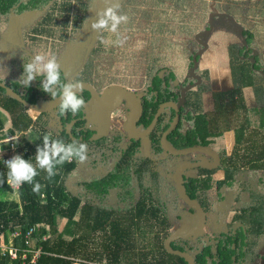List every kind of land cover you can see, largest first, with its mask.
<instances>
[{"label": "trees", "instance_id": "16d2710c", "mask_svg": "<svg viewBox=\"0 0 264 264\" xmlns=\"http://www.w3.org/2000/svg\"><path fill=\"white\" fill-rule=\"evenodd\" d=\"M79 3L77 6L71 0H0V16L10 13L18 15L50 6L34 23L31 38L35 39L37 34H46L52 39L59 38L66 42L79 32L87 20V9L84 7L88 1L79 0ZM214 9L216 8L212 7L210 11ZM125 12L130 19L136 16L129 8ZM222 17L237 28L227 16ZM218 18L220 17L215 16L213 22ZM95 19L97 18L94 17L92 21ZM128 23L131 24V20ZM207 28L206 19L200 30ZM104 35L105 32L101 33L96 46L87 49L86 59L72 79L69 80L64 70H61L63 81L102 82V69L97 58L105 50L107 40ZM241 35L246 38L247 44L242 39L239 44L231 42L228 45L233 88L231 91L221 92L218 102V108L225 112L222 118L218 115V127L222 125L223 131L235 129L238 144L231 153L223 144L225 156L222 170L225 178L221 188L211 189V176H207L192 179L188 193L202 200V192L214 190L220 208L229 210L234 208L233 201L246 191L243 186L245 181L254 180L256 188L250 189L248 203H244L242 211L234 215L235 219L246 222V229L241 226L235 233L231 227L214 226L211 232L203 231L194 237L181 238L172 243L174 247L189 251L196 264H259V260L264 257V147H257L256 141H253L255 136L264 137V100L254 107H247L242 91L243 87H252L257 100L264 94V60L260 52L254 54L253 31L244 26ZM116 39L115 36L114 43ZM198 47L200 44L196 48ZM106 50L113 51L111 47ZM191 56L190 54L187 66L192 65ZM29 59L31 56L21 49L19 53L11 54L9 63L12 80L8 83L0 82L11 86L27 101L35 102L39 98L50 97L40 88L43 77L33 80L29 88L16 82L23 72L24 60ZM156 61L154 59L149 64L147 73L153 86L160 90L159 101H178L175 72L162 65L155 70ZM126 63L121 68L125 72L130 68ZM161 70L165 71L160 73ZM108 80L111 81L109 83H114L113 77ZM193 81L195 79L187 72L183 85ZM79 93L80 91L77 94ZM195 98L191 95V134L186 145L208 142L204 139L209 137L210 132L214 145L217 114H196ZM1 109L10 115L8 125L2 120ZM57 112L58 108H55L39 112L33 118L24 103L6 94L5 89L0 87V138L19 134L23 140L19 155L33 165L36 162L37 146L43 145L44 135L62 139L65 143L75 139L88 145V159L85 162L73 160L57 166V175L51 181L45 179L46 173L38 169L39 175L35 177L34 183L20 185L17 193H13L7 183V169L1 161L4 152L0 150V190L5 191L3 195L0 194V235L19 230V236L14 237V244L33 248L40 245L39 256L35 262L28 264H187L183 257L169 253L164 245V239L178 216L168 212L165 199L173 194L177 195L176 190L156 191L144 186L139 178L138 186L134 187L130 172L131 161L126 154L123 155L122 150L138 149L137 146L109 142V135L91 139L93 130L84 122L82 127L73 126L72 132L76 136L73 138L67 132L66 124L82 115L84 109L76 116L70 112L58 116ZM184 121L182 109L177 129H183ZM168 125L169 121L163 115L158 129L151 137L154 146L162 151L159 139ZM9 151L6 146V153ZM109 151L112 156L108 164L102 153ZM36 182L40 184V188L33 191ZM8 192L16 195L18 201L7 199L5 195ZM156 192L157 198L154 194ZM30 228L33 229L27 235L29 241L25 244V233ZM44 234L48 235L45 239ZM254 245H257V251L252 248ZM0 264H3L1 256Z\"/></svg>", "mask_w": 264, "mask_h": 264}, {"label": "rangeland", "instance_id": "374dc122", "mask_svg": "<svg viewBox=\"0 0 264 264\" xmlns=\"http://www.w3.org/2000/svg\"><path fill=\"white\" fill-rule=\"evenodd\" d=\"M71 1L74 5H80L79 0ZM87 1L88 4L84 7V9H87V20L85 24L78 33L70 37L66 42L59 38L52 39L46 34H37L35 39L33 37L31 38L33 35L31 31L32 27L36 24L37 19L50 9V6L34 12L24 20L28 21L33 19L31 22L32 25H20L23 18L12 15L11 13L0 16V75H3L4 69L7 72L6 79L0 81L8 83V81L12 80L9 59L11 54L19 53L20 49L26 51L31 58L34 54L40 53L56 56L61 65V70H64L69 80L72 79L85 61L87 49L97 44L100 34L97 35L95 32L92 34V29H90L92 19L94 17L97 18V9H102L113 3L119 4L121 13L126 14L125 11L129 8L136 13V16L130 19L127 15L128 21L131 20V24L127 21V23L120 26V33L123 37H126L123 45L114 43L115 34L105 32L104 38L107 40L104 47L105 50L100 52L97 58L100 61L98 64L100 69H102L103 79L101 83L94 81V86L105 87L113 84L109 83L111 81L108 80L110 77H113L114 84L123 83L125 86L138 90L142 81L148 79V77L143 78V76L148 74L149 64L154 59H157L154 63L155 70L162 65L165 68L172 69L178 77H182L187 73L188 56L196 45V39L200 43L195 35L204 26L206 19L208 23L210 13L214 11L229 13L238 22L240 21L239 23L243 27L245 26L255 31L256 37L252 39V47L260 50V54L264 60V0H94V5L93 0ZM212 7L216 9L210 11ZM219 17L218 22L226 21L222 16ZM200 35L203 39L211 43L210 48L200 56L201 70L206 68L210 72L209 68H212L213 65V72L218 66V68H221V73L218 75L221 76V84L222 78L225 77L227 86H230L228 88L227 86L218 84V87H216V82H219V79L214 72L212 73L214 78H206L207 81L205 80L206 85L204 84L203 90L206 91L210 86V88L214 89L213 93L218 92L217 99L214 95L213 105H215L216 100L218 102L220 101L221 96L219 94L223 90H232V85L229 84L231 68L229 65L228 45L231 42L239 44L243 38L238 28H235L227 21L226 26L221 27L218 25L217 27H213L210 32ZM110 47L113 51L106 50ZM159 53L162 54L157 57ZM125 62L130 66L126 72L121 70ZM131 66H133V69H131ZM222 69L225 72H222ZM164 71L161 70L160 73ZM188 73L190 74V71ZM208 93L206 92V95ZM245 98L249 106L255 102L257 96L254 98L251 92L250 95L246 93ZM208 99L209 104L207 108H210V95H208ZM28 111L33 118L36 116L30 109ZM218 111H220L219 108ZM218 113L220 118H222L221 115L225 114L223 111L222 113ZM1 117L5 125L10 123V115L4 109H1ZM262 136L258 135L256 138H262ZM236 138L237 132L235 129L223 131L222 140H225L229 152H232L234 145L238 144ZM16 143L14 150L11 151L19 153L22 151L23 146V140L19 134ZM256 145L258 147L261 144L257 142ZM220 153L223 155L222 150ZM243 186L246 191L240 197V202L233 201L232 206L234 208L232 207L229 210L220 208L219 202H217L214 196V190L210 189L206 193H201V198L205 199L207 208V221L203 231L211 232L214 226L216 228L220 226H225V228L231 227L235 219V208L237 209L238 205L248 203L250 189H255L256 184L254 180L250 182L245 181ZM4 192L0 190V194L3 195ZM154 194L157 198V192ZM5 197L9 200L18 201V197L10 192ZM182 205V203L170 205L168 209L169 211H173ZM232 226H234V223ZM16 231L20 234L19 230ZM7 235L8 237H2L0 235L1 244L6 251L10 248L12 249L14 245L12 244L14 242V236ZM47 236V234H44L43 239ZM256 240L260 241L258 238ZM35 248L37 249L34 252L33 247H28L27 252L29 255L27 256H30L29 258L38 256L40 245ZM252 248L254 251L255 249L257 251V245H254ZM74 264L81 263L76 262Z\"/></svg>", "mask_w": 264, "mask_h": 264}, {"label": "flooded vegetation", "instance_id": "af4514ba", "mask_svg": "<svg viewBox=\"0 0 264 264\" xmlns=\"http://www.w3.org/2000/svg\"><path fill=\"white\" fill-rule=\"evenodd\" d=\"M200 31H202V30H200ZM199 37H200V35H199ZM200 38L203 39L202 37H200ZM203 40L207 43V46L205 47V49L201 53H198L196 55L195 69L193 71L199 77L200 82L195 83V81H193L189 84L183 85V81L185 80L186 74H184L182 77H178L176 75V78L174 80V83L178 86L176 88V90L178 91L179 99H178V101H174V100H172V101L179 104V111H178L179 120H178L175 128H173L172 131L168 134V139L176 147L187 146L186 141L190 138V134H191V124L189 122V116H190V112H191V108H192V106L190 104L191 103V95H194L196 97L195 98L196 103H195V107H194L196 114H198V113H204L205 114L206 113L208 116L212 115L213 112H215L217 114V124H216L215 137H214V140L216 143L214 145L212 144L213 137H212L211 132H210L209 137H205V139H204L205 141H208V142H206L202 145L211 146L216 151L217 156H218V160L216 163V167H214V168L192 167V168L186 169L182 174L183 185L185 186L186 192H188L189 188H191L190 182L192 179L211 176V184L213 185L211 187V189L216 190V189L222 187V180H223V178H225V173H223V170H222V161H223V156H225V154L222 155V153H220V151L222 150V147H223L222 146L223 128H222V125L220 127H218V114H219L218 112H221V110L218 111V100H216V104L213 105L214 104V95L216 96V99H217L218 92L213 93L214 89L210 88V86H209V89H207L206 91L203 90L204 84L206 85V81H207L206 78H208V77L211 78V68H209L210 72H208V70L206 68L201 70L200 56L203 54V52H205L207 49H209L210 45H211V43L209 41H207L206 39H203ZM195 42H196V45L194 46V49L190 53L191 55H193V53L197 52L202 47V44L199 43L197 41V39ZM198 44H200V47L196 48ZM188 60H189V56H188ZM192 65H193V58H192ZM192 65L187 66V68H186L187 72L190 71V68ZM146 77H148V79L142 81V84L138 90H135L133 87L125 86V84H123V83H120V85L130 89L131 91H134L142 103L141 116L137 122V129L139 131L144 130L145 128H147L151 124V122L156 117V114L160 108L161 103H163V102L159 101L160 100L159 88H156L155 86H153L152 79H151V77L149 78V74H146L145 76H143V78H146ZM90 83H92V82H90ZM117 84H119V83H117ZM186 85H191V86L185 90L184 101L182 103H180V101H181V89H182V87H184ZM95 88L97 89V91L99 93H102L104 87L95 86ZM192 90H193V92H192ZM206 92L207 93L209 92V93L206 95ZM78 95L82 96L85 99L86 106H87L89 103L90 97H91L90 91L86 90V89H82ZM208 95L211 96V100H210L211 107L210 108H207V105L209 104ZM182 109H183L184 120H185L184 121V127H183V129H177L179 122H180V119H181V110ZM128 112L129 111L125 105L124 100H122V102L119 103V105H117L110 112V128H109V132L107 134L110 136V139L108 141L112 142V143H116V142L120 143L121 142V144L123 143L125 145H130V146L135 145L138 147V149H131V150H125L124 149V150H122L123 155L126 154V157H129V159L131 161L130 162V164H131L130 165L131 166L130 172H131V177H133V180H134V187L138 186L137 181L139 178L142 180L144 186L151 188L153 190H156V191L161 190V189H163V190H169L170 189L172 191L176 190L177 195L173 194L171 197H167L165 199V203H166L167 207H169L170 205H175V204H179V203L183 204L180 208H177L173 211H169V209H168V212L170 214L175 215V216L178 215L177 219L175 221L176 225L174 224L172 226V229H174L177 225H179V220H180L182 211L185 209H191V207L188 206L187 204H185V202L182 200V198L178 195V191H177L176 183H175V177H174L176 167L181 162H183L185 160L191 161V162H210V163H213L214 162L213 157H210L207 154H205L203 152H199V151L191 152V153H188L185 155H174V154L169 153L163 149L162 144H161L162 135H163L164 131L171 125V121L173 120V118L176 114V111L173 108L165 107L164 110L162 111V113L159 115L157 122H156V125L154 126L153 130L147 136L139 138V139L129 138L127 136V133L124 131V129L122 127V122L128 116ZM163 115L166 117V120L169 121V125L167 126V128L165 130H163L161 132V136L159 139L160 146L164 151L156 148V146H154L153 141L151 139L152 134L158 129L160 118ZM221 117H222V115H221ZM82 122H84L85 125L88 127V124H87L88 120L86 119V108L84 109V113L82 115H79L77 118H75V122L73 123V126H76L77 128H79L80 126L82 127ZM211 129L212 128H209V130H211ZM94 131L95 130H93L92 134L94 133ZM92 134L90 135V138H91ZM107 135H104V136H107ZM196 135H199V134L196 133ZM104 136H102V137H104ZM102 137H100V138H102ZM80 138H81V136H80ZM100 138H97V139H100ZM188 146H190V145H188ZM109 150H110V148H109ZM109 152L102 153V155L105 157V160L106 159L108 160V164H109V159L112 156L111 151H109ZM169 171H170V173H169ZM254 188H256V187H254ZM157 196H158V194H157ZM240 197L237 199L238 201H240ZM198 200L203 205V207L205 208L206 215H207V208H206L205 199L202 198V200H200V199H198ZM243 206L244 205H238V207H237L238 211L240 210V212H241L243 209ZM236 221H240V220L234 219L233 223ZM241 221H243V220H241ZM243 222L245 224V227L244 226L243 227L246 229V222L245 221H243ZM233 223L231 224V229L236 233L238 231L239 227H241L242 225H239L235 230L232 226ZM201 232H203V230ZM178 239H181V238H178ZM178 239H176V240H178ZM176 240H174L173 242H175ZM185 251H186V249H185ZM259 264H264V257L259 260Z\"/></svg>", "mask_w": 264, "mask_h": 264}, {"label": "water", "instance_id": "95a60500", "mask_svg": "<svg viewBox=\"0 0 264 264\" xmlns=\"http://www.w3.org/2000/svg\"><path fill=\"white\" fill-rule=\"evenodd\" d=\"M215 16H227L232 23L238 28L239 32L242 34L244 29L243 25L240 24L233 15L225 12H211L209 19H208V28L202 31L197 32L195 35L196 38L199 39L202 47L195 53H193V65L190 68V74L193 78H195V83H199V77L193 72L195 69L196 63V55L201 53L207 43L202 40L199 35L203 33L210 32L213 29L214 22L213 18ZM243 42L247 44L246 38L242 36ZM254 54L257 53L258 49L253 48ZM254 58H252V61ZM263 72L262 70H260ZM84 85L83 89L89 90L91 93V97L89 100L88 105L86 106V119L88 120V127L95 130L92 134V139L100 138L104 135H107L110 128V112L117 106L122 100L125 101V105L128 109V116L122 122V127L124 131L127 133L129 138L139 139L142 137L147 136L156 125L157 119L159 115L162 113L165 107H171L176 111V114L171 121V125L164 131L161 139L162 147L165 151L172 153L174 155H185L191 152L199 151L207 154L210 157H213L214 162H191V161H183L181 162L175 170L174 177L176 188L178 191V195L182 198V200L191 207V209H185L181 213V217L179 220V225H177L172 231L165 237L164 245L167 251L171 254L181 256L185 259L187 264H196L195 259L193 256L185 249L174 247L172 242L178 238H185V237H193L200 233L207 220L206 210L203 205L199 202L196 197H192L186 192L185 186L183 185V172L192 167H205V168H214L216 167V163L218 160V156L216 151L209 145H202V144H192L190 146L185 147H176L174 146L168 139V134L175 128L178 120H179V104L175 103L172 100H167L161 103L160 108L156 114L155 119L151 122V124L142 131L137 129V122L140 119L141 112H142V103L136 93L131 91L130 89L120 85V84H109L103 88V92L99 93L95 86L88 82V81H79ZM191 85H186L181 89V101H184V92L187 88ZM0 87L5 89L6 94L11 96L14 99H17L24 103L28 109L33 110L35 114L43 111H51L57 106L55 105L56 102L59 101V97H57V101H52L51 97L47 98H39L35 102H30L24 99L21 94L15 91L11 86L7 85L6 83L0 82ZM75 119L70 120L66 124V130L70 135L75 138L76 136L72 132L73 123ZM242 225L245 227L243 221H236L234 222L233 228H236ZM235 246V244H233ZM235 259L236 257L233 256Z\"/></svg>", "mask_w": 264, "mask_h": 264}, {"label": "clouds", "instance_id": "9594fccd", "mask_svg": "<svg viewBox=\"0 0 264 264\" xmlns=\"http://www.w3.org/2000/svg\"><path fill=\"white\" fill-rule=\"evenodd\" d=\"M94 5V0H93ZM91 9V8H90ZM97 19L91 22V29L97 35L103 32L115 34L117 45H123L126 37L120 33V26L127 23L128 16L121 13L118 3H113L102 9H97ZM23 59V57H21ZM7 72L4 69L0 80H5ZM37 77H43L40 88L47 93L56 102L58 108L57 115L64 116L71 113L73 116L78 115L82 109L86 108V101L77 93L81 91L84 85L77 81L65 82L61 79V65L56 56H49L44 53L34 54V56L25 61L23 72L16 82L24 88L31 87V82ZM37 115V114H36ZM88 145L73 139L65 143L62 139H52L49 135L43 136V145L37 146L35 154V165L22 155H14L5 161L7 169V182L10 185H22L24 183L33 184L35 177L39 175L38 169L46 173L45 179L51 181L56 175L57 166L65 163H71L76 160L80 163L88 159ZM40 184H34L33 191H38Z\"/></svg>", "mask_w": 264, "mask_h": 264}, {"label": "built area", "instance_id": "2783aa9c", "mask_svg": "<svg viewBox=\"0 0 264 264\" xmlns=\"http://www.w3.org/2000/svg\"><path fill=\"white\" fill-rule=\"evenodd\" d=\"M17 138H18V134H10L6 137L0 138V150H3L4 154H2V163L5 164V161H7L8 159L12 158L14 155H19V153L16 152H12L11 150H14V146L17 144ZM5 146V147H4ZM6 146H8V149L10 150L8 153H6ZM8 183V182H7ZM9 184V183H8ZM10 190L13 191V193H17L18 189L20 188V185H10ZM33 228H30L26 233H25V240L24 243L27 244L29 239L27 237V235L32 231ZM19 233L17 231L13 232L12 235L14 237L19 236ZM12 244H14V242H12ZM19 245L14 244L13 248L8 249V251H6L5 248H3L1 242H0V256H4L8 258V262H6L5 264H28L31 262H35V260L37 259V257L40 254V249H39V254L36 257H32L29 258L30 256L27 249L28 246H22V247H18ZM37 248H34V252L36 251ZM31 259V260H30Z\"/></svg>", "mask_w": 264, "mask_h": 264}, {"label": "crops", "instance_id": "0c3cea01", "mask_svg": "<svg viewBox=\"0 0 264 264\" xmlns=\"http://www.w3.org/2000/svg\"><path fill=\"white\" fill-rule=\"evenodd\" d=\"M39 10H31V11H26V12H24V13H20V14H18L17 16H20L21 18H23L22 19V21L20 22V25H32V21H33V19H30V20H28V21H24L28 16H31L34 12H38ZM12 15H14L13 13H11ZM39 14V13H38ZM37 17V16H36ZM20 18V19H21ZM38 20V19H37ZM221 26V27H223V26H226V22H218V20L217 21H215L214 22V26L213 27H217V26ZM252 30V29H251ZM253 31V30H252ZM253 33H254V39H255V37H256V32L255 31H253ZM257 52H260V50H258ZM212 69H213V65H212V68H211V79L212 78H214L213 77V75H212V73L214 72V74L215 75H217V77H218V79H219V82H216V87H218V84H220L221 86L223 85V86H227V82H225V77H223L222 78V84H221V76H218L219 75V73H221V68H218V66H217V68L212 72ZM223 69H225V68H223ZM222 69V72H225V70H223ZM229 84H231L232 85V88H233V84H232V77H231V75H230V80H229ZM228 88L230 87V86H227ZM228 88H226V89H228ZM231 89V88H230ZM223 91H226V90H223ZM242 91H243V96H244V100H245V102H246V106L247 107H254V106H256L257 105V103L259 104V102H261L262 100H264V94L261 96H259V100H255V102L254 103H252V105H249L248 106V104H247V100H246V98H245V95H246V93H248L249 95H250V93L252 92L253 93V97L255 98L256 96H255V94H254V91H253V88L252 87H250V86H247V87H243L242 88ZM222 112V111H221ZM257 136H255L254 137V139H253V141H256V143L257 142H259L261 145L259 146L258 145V147H264V139H263V136H262V138H256ZM223 144H225L226 145V142H225V140H222V146H223ZM235 146L236 145H234V147H233V149L235 148ZM227 147V146H226ZM229 152V151H228ZM229 153H231V152H229ZM237 199H235L234 201H236ZM237 202H240V201H238L237 200ZM240 213V210L238 211V209H236L235 208V214L236 213ZM240 221L242 220V219H239ZM7 234H9V236L10 235H12V233H7V232H4L3 234H1V236L2 237H8V235ZM6 239V238H5ZM1 242V241H0ZM7 242V241H6ZM2 257V259H3V264H5L6 262H8V258L7 257H4V256H1Z\"/></svg>", "mask_w": 264, "mask_h": 264}, {"label": "bare ground", "instance_id": "6f19581e", "mask_svg": "<svg viewBox=\"0 0 264 264\" xmlns=\"http://www.w3.org/2000/svg\"><path fill=\"white\" fill-rule=\"evenodd\" d=\"M33 114H35V112L33 110H31ZM36 115V114H35Z\"/></svg>", "mask_w": 264, "mask_h": 264}]
</instances>
